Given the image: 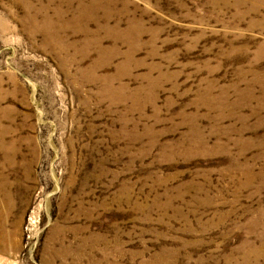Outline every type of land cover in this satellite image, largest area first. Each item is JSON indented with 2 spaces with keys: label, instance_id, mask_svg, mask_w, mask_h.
<instances>
[{
  "label": "rangeland",
  "instance_id": "1",
  "mask_svg": "<svg viewBox=\"0 0 264 264\" xmlns=\"http://www.w3.org/2000/svg\"><path fill=\"white\" fill-rule=\"evenodd\" d=\"M0 264H264V0H0Z\"/></svg>",
  "mask_w": 264,
  "mask_h": 264
}]
</instances>
